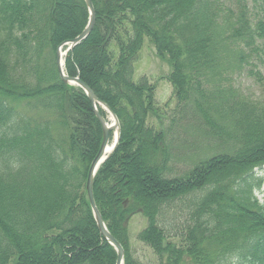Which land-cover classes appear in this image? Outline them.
I'll return each instance as SVG.
<instances>
[{
    "label": "trees",
    "instance_id": "1",
    "mask_svg": "<svg viewBox=\"0 0 264 264\" xmlns=\"http://www.w3.org/2000/svg\"><path fill=\"white\" fill-rule=\"evenodd\" d=\"M261 1L93 0L94 28L65 56V72L120 121L93 189L124 264H264V202L255 196L264 182L255 172L264 166V102L232 83L246 66L264 65ZM88 19L84 0H0V264L116 263L86 190L102 126L57 66L58 46ZM145 37L171 65V125L208 137L183 176L168 172L173 147L189 136L169 138L149 124L150 113L161 118L155 86L133 79ZM248 73L262 80L260 70ZM140 209L147 223L138 238L154 252L148 262L133 254L125 223Z\"/></svg>",
    "mask_w": 264,
    "mask_h": 264
},
{
    "label": "rangeland",
    "instance_id": "2",
    "mask_svg": "<svg viewBox=\"0 0 264 264\" xmlns=\"http://www.w3.org/2000/svg\"><path fill=\"white\" fill-rule=\"evenodd\" d=\"M260 2L262 1L260 0ZM260 11L261 9L258 7L256 14L260 13ZM65 51L66 49L63 48L62 53H65ZM250 68L260 70L262 74V80H260L261 78L257 79V77L254 75H249L248 69ZM170 72V63L167 60L157 56L155 47L149 41V38L145 37L144 45L140 51V55L134 62L133 79L135 81H139L142 76H145L149 78V80L155 86V99L159 105L158 110L161 118L154 113H150L149 124L156 128L167 130L169 138L173 137V139H175L176 137L180 136H189L188 138L184 139L179 138L175 144V147H173L174 157L171 163L172 172H168V175L173 177L183 176L186 172H188L190 168L199 161L198 158L206 152L205 147L209 142L207 140L208 137L206 138V136H204L201 131L191 129V126L180 127L178 124L171 125L170 120L172 119V115L175 113L176 101H172L174 99V89L168 79ZM232 83L237 90L248 96L250 99L264 102V65L258 64V66H246L245 71L234 74ZM12 102L14 105L21 107L20 109L27 111V108L23 103L20 105V102ZM108 118L110 119L111 116L108 115ZM160 120H162L163 124H160ZM202 128L204 129L205 127L202 126ZM114 136L115 135H113V137ZM189 146H193L192 149L194 150H192V152H190L191 149ZM255 172L259 176H264V166L262 169H256ZM165 175L168 176L167 173ZM262 189L264 190V182ZM258 197L260 201L264 200L263 194H259ZM184 205V200L178 201L177 203L179 215L181 216L184 214ZM146 223V218L140 214L132 217L129 222L133 254L143 262H148L154 258L153 249L144 242L140 241L138 238L139 231L144 228Z\"/></svg>",
    "mask_w": 264,
    "mask_h": 264
},
{
    "label": "water",
    "instance_id": "3",
    "mask_svg": "<svg viewBox=\"0 0 264 264\" xmlns=\"http://www.w3.org/2000/svg\"><path fill=\"white\" fill-rule=\"evenodd\" d=\"M88 9H89V21L86 27L82 30V32L77 35L75 38L70 40V49L75 47L77 44H79L81 41L86 39L90 33L92 32L95 21H96V11L93 5L92 0H85ZM57 65L59 69V73L61 75L62 80L65 83H70V84H76L80 86L88 95L89 99L91 100V103L93 105L94 111L102 125L103 129V140L100 145V148L94 157L93 161L91 162V165L89 167L88 171V176H87V193H88V198L95 216V220L97 222L98 228L100 232L102 233L103 237L115 247L117 251V259H116V264H123L124 263V254L125 250L121 242L108 230L105 221L96 205L95 198H94V192H93V185H94V179L95 175L101 166V164L107 159L108 155L110 152H112L119 140V134H120V123L119 119L116 115V113L111 109V107L99 99L94 91L89 87L84 81H82L79 77L77 76H69L65 73L64 71V61H63V56L61 53V47L58 49L57 52ZM102 105L104 106L111 114L112 117L114 118V123L109 124L107 120L103 117V115L99 112L97 106ZM114 129L117 130V138L115 139L114 143L111 144V131ZM128 222V219L126 220Z\"/></svg>",
    "mask_w": 264,
    "mask_h": 264
},
{
    "label": "bare ground",
    "instance_id": "4",
    "mask_svg": "<svg viewBox=\"0 0 264 264\" xmlns=\"http://www.w3.org/2000/svg\"><path fill=\"white\" fill-rule=\"evenodd\" d=\"M116 136V135H115Z\"/></svg>",
    "mask_w": 264,
    "mask_h": 264
}]
</instances>
